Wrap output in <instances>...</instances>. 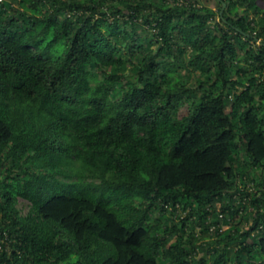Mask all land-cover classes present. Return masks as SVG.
<instances>
[{
	"label": "trees",
	"instance_id": "obj_1",
	"mask_svg": "<svg viewBox=\"0 0 264 264\" xmlns=\"http://www.w3.org/2000/svg\"><path fill=\"white\" fill-rule=\"evenodd\" d=\"M218 1L0 0V264H264V0Z\"/></svg>",
	"mask_w": 264,
	"mask_h": 264
},
{
	"label": "rangeland",
	"instance_id": "obj_2",
	"mask_svg": "<svg viewBox=\"0 0 264 264\" xmlns=\"http://www.w3.org/2000/svg\"><path fill=\"white\" fill-rule=\"evenodd\" d=\"M203 2L206 4V5H209L211 6L212 8H214L215 10L218 11L219 9V1L218 0H203ZM17 5V3H15ZM195 80V78H194ZM193 78H192V82L194 81ZM19 207L22 208L23 210V213H25L27 210H28V203L27 201L25 200H20L19 201ZM249 224V222L247 223V225ZM246 225V226H247ZM229 225L228 224H225L224 225V228H227Z\"/></svg>",
	"mask_w": 264,
	"mask_h": 264
},
{
	"label": "water",
	"instance_id": "obj_3",
	"mask_svg": "<svg viewBox=\"0 0 264 264\" xmlns=\"http://www.w3.org/2000/svg\"><path fill=\"white\" fill-rule=\"evenodd\" d=\"M226 5V4H225Z\"/></svg>",
	"mask_w": 264,
	"mask_h": 264
}]
</instances>
